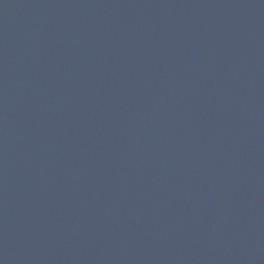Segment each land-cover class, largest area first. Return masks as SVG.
I'll use <instances>...</instances> for the list:
<instances>
[{
  "label": "water",
  "instance_id": "water-1",
  "mask_svg": "<svg viewBox=\"0 0 264 264\" xmlns=\"http://www.w3.org/2000/svg\"><path fill=\"white\" fill-rule=\"evenodd\" d=\"M0 264H264V0H0Z\"/></svg>",
  "mask_w": 264,
  "mask_h": 264
}]
</instances>
